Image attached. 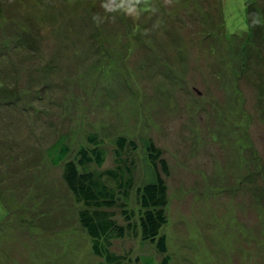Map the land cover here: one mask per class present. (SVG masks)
Wrapping results in <instances>:
<instances>
[{"label":"rangeland","instance_id":"obj_1","mask_svg":"<svg viewBox=\"0 0 264 264\" xmlns=\"http://www.w3.org/2000/svg\"><path fill=\"white\" fill-rule=\"evenodd\" d=\"M74 1L0 0V189L32 193L39 217L2 232L0 264H99L80 228L62 238L78 209L47 157L64 137L73 157L91 133L107 152L99 170L115 167L118 137L136 143L129 210L155 179L149 144L167 160L177 264H264V0H153L147 14L135 0ZM14 23L38 34L35 51L5 45ZM112 249L163 257L140 235Z\"/></svg>","mask_w":264,"mask_h":264},{"label":"trees","instance_id":"obj_2","mask_svg":"<svg viewBox=\"0 0 264 264\" xmlns=\"http://www.w3.org/2000/svg\"><path fill=\"white\" fill-rule=\"evenodd\" d=\"M154 1L135 0L134 4L140 13L147 14L160 9L159 6L156 8ZM253 25L247 21L246 31H252ZM14 26L18 36L13 43H6L5 45L10 50L17 51L18 49L20 51L27 48L35 51L38 34L34 32V29L23 23H14ZM135 35L137 36L136 31H134ZM222 36L218 35L216 38L225 37L229 39L228 34ZM0 56L4 57L5 55L0 52ZM101 58L102 61H108V66L111 67L113 62L106 58L105 53ZM102 66L104 65L102 64ZM6 87V82L0 78V88ZM87 141L89 145L81 146L73 157L72 149L65 142V137L58 139L47 150V157L52 165L58 166L64 163V182L72 193L78 209L77 224H65L62 238H69L80 228L90 242L92 254L100 259L99 264H177L175 260L176 251L169 253L170 237L163 231L169 222L167 206L170 196L167 176L170 171L168 170V162L161 155L160 150L153 143L149 144L147 160L151 169L155 170V179L136 189L140 193L139 205L137 209L129 210L126 201L129 200L131 192L135 188L136 164L133 153L136 151V143L125 136L118 137L115 143V151L118 156L115 167L99 170L106 161L107 152L103 147L105 144L100 140L97 133L89 134ZM92 166L95 168L92 169ZM161 168L165 173L164 177ZM3 190L0 189V203L4 205L6 210L5 216L0 220V237H2V232H8L18 228V226L27 227L39 218L31 213L34 206H37L32 193L16 187ZM122 199L124 202L119 203ZM28 204L35 205L29 209ZM116 207L123 208L122 215L125 222L116 218L113 210ZM9 214H13V216L6 220L7 216H10ZM44 216L45 213L41 217ZM128 234L140 235L144 243L149 242L160 255H163L162 259L157 263L151 257L146 256L137 257L133 260L113 251L114 241L123 239ZM60 243L63 244L64 242Z\"/></svg>","mask_w":264,"mask_h":264}]
</instances>
